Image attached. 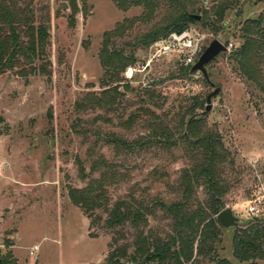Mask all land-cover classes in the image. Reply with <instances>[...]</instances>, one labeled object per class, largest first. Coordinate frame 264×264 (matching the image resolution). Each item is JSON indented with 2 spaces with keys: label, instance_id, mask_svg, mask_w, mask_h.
<instances>
[{
  "label": "rangeland",
  "instance_id": "1",
  "mask_svg": "<svg viewBox=\"0 0 264 264\" xmlns=\"http://www.w3.org/2000/svg\"><path fill=\"white\" fill-rule=\"evenodd\" d=\"M185 2L187 12L201 16L185 28L203 35V50L214 38L230 47L207 63L219 92L196 124L198 136L207 130L221 135L228 153L222 209L231 208L240 220L230 229L218 224L215 255L234 264H264L258 255L239 260L232 254L234 236L264 226V92L231 59L242 42L241 23L256 17L264 0ZM31 5L34 23L47 21L45 57L34 61L43 70L22 75L14 66L0 73V264H111L113 248L133 253L140 236L167 240L173 217L161 206H150L137 226L127 219L106 227L107 212L97 208L87 214L69 190L100 184L108 207L117 200L136 208L139 200L180 198L179 175L189 164L182 144L147 142L159 120L177 138L185 130L180 117L185 122L200 114L214 89L173 56L152 55L150 46L169 34L166 28L181 8L167 0ZM120 56L126 67L148 66L131 79L119 69L113 80L110 66ZM257 62L263 81L264 56ZM150 112L159 119L153 121ZM196 192L203 201L202 189ZM34 245L39 249L31 254ZM193 256L192 264H213L211 253L195 256L194 249Z\"/></svg>",
  "mask_w": 264,
  "mask_h": 264
},
{
  "label": "trees",
  "instance_id": "2",
  "mask_svg": "<svg viewBox=\"0 0 264 264\" xmlns=\"http://www.w3.org/2000/svg\"><path fill=\"white\" fill-rule=\"evenodd\" d=\"M167 1L180 7L181 13L169 24L166 33L180 32L189 24L196 23V20L189 16L191 13L186 11V0ZM33 2L34 0H0V73L14 66L19 67V73L22 75L43 70L41 63L35 64L34 61H43L49 33L46 20L39 19L37 24L34 23L31 8ZM220 13L222 12L217 15ZM241 25L242 42L231 55V59L239 73L257 85L263 93L264 80L259 76L257 60L264 56V8L256 17L245 19ZM154 36L156 35H150L149 40H153ZM123 59L124 57L120 56L114 65L110 66V77L113 80L119 69L126 68ZM190 67L186 66L188 74ZM147 93L149 97H153L154 91ZM150 113L153 115V121L159 119L158 115ZM203 117L201 114H190L185 122V117H180V124L185 125V130L179 134V138L173 137L172 131L166 129L160 120L156 121L157 128H152V137L147 142L162 146L182 144L183 154L189 164L179 175V199L169 203L157 198L150 202L139 200L136 201V208H132L133 206L124 200H117L108 207L100 184L98 189L92 181L85 187L69 190L73 203L79 205L87 214L90 215L97 208H103L108 214L106 227L123 225L127 219L131 220L133 226H137L139 220L151 211L149 207L155 204L172 215L173 230L167 240H147L140 236V239L135 241L137 246L133 253L128 254L125 246L113 248L108 254L111 264H143L156 260L159 264H192L195 260L194 249L195 256L211 253L213 264H234L225 257L216 256L213 246L215 237L219 235L217 228L220 224L214 215L223 208L221 199L228 188L222 170L228 161V153L219 133L207 130L199 136L196 135V124ZM143 143L139 141L137 144L142 147ZM199 187L204 192L203 201H199L196 196ZM232 248V254L239 257V260L241 257L252 258L255 255L264 258V226L255 225L250 231L234 236Z\"/></svg>",
  "mask_w": 264,
  "mask_h": 264
},
{
  "label": "built area",
  "instance_id": "3",
  "mask_svg": "<svg viewBox=\"0 0 264 264\" xmlns=\"http://www.w3.org/2000/svg\"><path fill=\"white\" fill-rule=\"evenodd\" d=\"M203 35L200 32L192 33L187 28L182 31H170L169 34L150 46L153 57L166 58L173 56L181 65L192 66L203 51ZM228 47V45H226ZM230 47H228V50ZM141 67L128 65L124 70L125 78L131 79L148 66V62L141 64ZM39 249V245H34L30 250L34 254Z\"/></svg>",
  "mask_w": 264,
  "mask_h": 264
},
{
  "label": "water",
  "instance_id": "4",
  "mask_svg": "<svg viewBox=\"0 0 264 264\" xmlns=\"http://www.w3.org/2000/svg\"><path fill=\"white\" fill-rule=\"evenodd\" d=\"M189 16L194 18L196 21L201 19V16L199 14L191 13L189 14ZM227 50L228 47H226L224 43H222L218 38H214L208 43V45L199 55L198 59L195 61V63H193V65L189 69V73L191 75L200 72L203 78L207 80L211 86H214V89L206 95V105L204 109L200 112V114L203 116L209 113V110L212 106L211 100L219 92V87L217 85H214V83L209 80L207 63L213 60L217 54L221 52H226ZM216 221L220 223L222 227L230 229L238 225V222L240 220L236 215L233 214L231 208L225 207L224 209L220 210L219 213L216 215Z\"/></svg>",
  "mask_w": 264,
  "mask_h": 264
}]
</instances>
